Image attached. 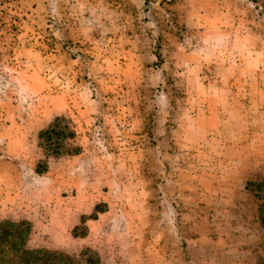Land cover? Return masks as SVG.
I'll use <instances>...</instances> for the list:
<instances>
[{"label":"rangeland","instance_id":"374dc122","mask_svg":"<svg viewBox=\"0 0 264 264\" xmlns=\"http://www.w3.org/2000/svg\"><path fill=\"white\" fill-rule=\"evenodd\" d=\"M5 222L50 264H264V0H0Z\"/></svg>","mask_w":264,"mask_h":264},{"label":"trees","instance_id":"16d2710c","mask_svg":"<svg viewBox=\"0 0 264 264\" xmlns=\"http://www.w3.org/2000/svg\"><path fill=\"white\" fill-rule=\"evenodd\" d=\"M253 1L258 2V0ZM27 237L28 230L23 227V223H2L0 225V264H50L49 260L54 258L53 256H47V252L43 250H31L25 247ZM62 264L70 263L65 260Z\"/></svg>","mask_w":264,"mask_h":264}]
</instances>
